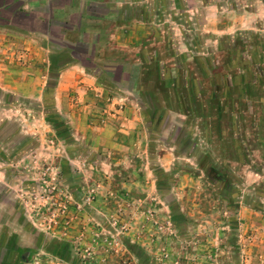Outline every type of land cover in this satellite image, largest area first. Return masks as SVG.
Here are the masks:
<instances>
[{
    "label": "rangeland",
    "instance_id": "rangeland-1",
    "mask_svg": "<svg viewBox=\"0 0 264 264\" xmlns=\"http://www.w3.org/2000/svg\"><path fill=\"white\" fill-rule=\"evenodd\" d=\"M81 4L89 34L32 44L42 59L26 58L23 88H0V264H264V131L229 163L224 185L239 196L226 202L198 168L199 129L162 88L196 69L194 52L175 57L191 54L184 28L207 48L241 32L264 39V0ZM73 65L85 73L58 87ZM260 102L242 113L245 134L264 128Z\"/></svg>",
    "mask_w": 264,
    "mask_h": 264
},
{
    "label": "trees",
    "instance_id": "trees-1",
    "mask_svg": "<svg viewBox=\"0 0 264 264\" xmlns=\"http://www.w3.org/2000/svg\"><path fill=\"white\" fill-rule=\"evenodd\" d=\"M191 32L189 26L182 31L191 54L175 57L185 62L194 52V55H198L193 58L195 71L191 70L189 64L181 66V72L175 70L176 77L168 75L167 81L162 80V88L168 86V90L174 92L175 100L177 96L181 110L187 112L190 130L199 129L200 137H189L196 143L198 139L206 142L207 149L197 162L198 168L203 171L208 184L214 185L221 195L224 194V201L229 199L231 203L234 193L239 196V192H233L236 191L234 188L224 185L227 179L234 182L229 163H239V158H243L242 154L246 152L242 145L246 147L249 143L252 146L251 138L256 135L259 138L264 131L262 116L261 125L257 124L254 128L260 125L263 129L245 134L249 128L245 125L246 117L242 115L248 107L261 104L260 99L264 97V39L259 34L241 32L220 37L216 39L215 47L207 48L204 44H194L196 40ZM170 48L173 49L172 45ZM69 51L74 61L88 69L81 59L75 57L74 48H69ZM222 53L226 60L218 66L216 58ZM159 65L157 62L151 68L156 78L161 80ZM148 69L145 67L141 72L144 78L149 74ZM120 71L123 73V67H120ZM257 142L260 152L264 154V141ZM214 155L222 158L221 164L224 166L213 164Z\"/></svg>",
    "mask_w": 264,
    "mask_h": 264
},
{
    "label": "crops",
    "instance_id": "crops-1",
    "mask_svg": "<svg viewBox=\"0 0 264 264\" xmlns=\"http://www.w3.org/2000/svg\"><path fill=\"white\" fill-rule=\"evenodd\" d=\"M82 1L90 0H0L1 89L23 88L21 82L26 78L18 75L23 73L21 67L28 63L26 58L34 57L33 61L37 59V62L42 59L40 53L39 59L32 56L37 50L34 44H51L55 32L62 34L61 42L73 44L77 41L73 42L71 37L89 34L85 26L87 10ZM74 18L78 22L74 23ZM37 62L34 65H39ZM76 72L85 73L77 65L62 71L58 87L65 82L68 73Z\"/></svg>",
    "mask_w": 264,
    "mask_h": 264
}]
</instances>
